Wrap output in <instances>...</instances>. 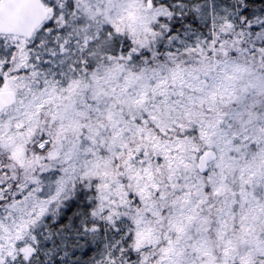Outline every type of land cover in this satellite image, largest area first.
I'll return each mask as SVG.
<instances>
[{"label": "snow or ice", "instance_id": "snow-or-ice-1", "mask_svg": "<svg viewBox=\"0 0 264 264\" xmlns=\"http://www.w3.org/2000/svg\"><path fill=\"white\" fill-rule=\"evenodd\" d=\"M0 264H264V0H0Z\"/></svg>", "mask_w": 264, "mask_h": 264}]
</instances>
